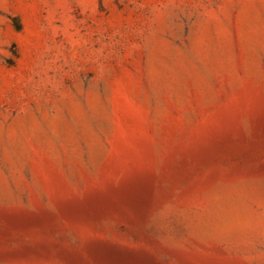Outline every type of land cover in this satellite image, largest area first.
<instances>
[{
  "label": "rangeland",
  "instance_id": "obj_1",
  "mask_svg": "<svg viewBox=\"0 0 264 264\" xmlns=\"http://www.w3.org/2000/svg\"><path fill=\"white\" fill-rule=\"evenodd\" d=\"M123 258L264 264V0H0V264Z\"/></svg>",
  "mask_w": 264,
  "mask_h": 264
},
{
  "label": "bare ground",
  "instance_id": "obj_2",
  "mask_svg": "<svg viewBox=\"0 0 264 264\" xmlns=\"http://www.w3.org/2000/svg\"><path fill=\"white\" fill-rule=\"evenodd\" d=\"M117 264H137V263L135 261H133L132 259L128 260L126 258H123L121 260H117Z\"/></svg>",
  "mask_w": 264,
  "mask_h": 264
}]
</instances>
